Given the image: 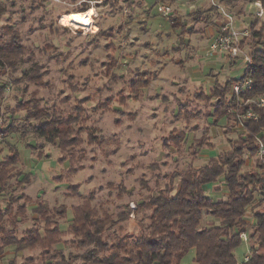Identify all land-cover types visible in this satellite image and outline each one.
<instances>
[{"label":"rangeland","instance_id":"374dc122","mask_svg":"<svg viewBox=\"0 0 264 264\" xmlns=\"http://www.w3.org/2000/svg\"><path fill=\"white\" fill-rule=\"evenodd\" d=\"M159 2L172 7V20L157 13ZM190 5L0 0V46L14 40L18 52L12 66L0 65V264H93L91 252L100 258L119 239L140 250L150 198L166 187L175 194L178 173L243 144V125L212 114L220 94L211 88L231 58L211 51L203 32L186 33L198 16L209 19L208 9ZM91 8L90 25H81ZM229 15L236 24V13ZM241 62L229 78L241 73ZM36 106L42 118L29 117ZM51 117L68 123L65 150L35 131ZM66 158L75 162L60 161ZM246 158L242 172L254 166ZM206 191L216 201L228 196L223 178ZM247 216L254 221L251 207ZM248 230L235 249L240 262L256 240ZM195 253L182 263L194 264Z\"/></svg>","mask_w":264,"mask_h":264},{"label":"trees","instance_id":"16d2710c","mask_svg":"<svg viewBox=\"0 0 264 264\" xmlns=\"http://www.w3.org/2000/svg\"><path fill=\"white\" fill-rule=\"evenodd\" d=\"M262 3L264 5V0ZM200 11L203 8L195 10ZM197 20L202 19L198 16ZM17 36L19 33L15 32L13 39ZM246 45H250L252 64L246 69L244 77L252 78L254 84L242 93L241 103L231 93L236 77L224 83L217 80L211 89L215 96L220 94L219 104L212 114L218 119L224 117L228 122L243 123L245 130L239 135L243 144L221 153L199 168L178 173L176 176L180 181L175 194L171 193L173 187H166L150 198L148 204L153 207V213L148 229L145 228L140 250L128 248L119 239L116 245L106 247V253L100 258L99 252H91L88 258L93 264H183V258L192 248L196 250L194 264H264V207L254 210L264 204V159L257 157L260 142L264 143V105L248 102L249 99L264 96L263 17H255L249 35L241 42V47ZM17 56L16 41L0 46V65L12 66ZM231 61L235 65L239 60ZM28 110L29 117L42 118L39 106ZM249 110L257 117H246ZM237 113L241 116L238 117ZM67 124L51 117L35 126V131L50 142H58L65 150L70 144L69 132L65 129ZM183 138L187 140V133ZM246 157L254 159V166L242 172V167L247 164ZM60 161H69L72 165L75 159ZM221 178L228 189V196L216 201L207 195L206 187ZM139 204L145 205V202ZM80 206L82 204L73 207L74 213ZM250 207L253 209V222L247 216ZM205 215H212L220 222L203 225ZM249 227L253 229L249 239L253 237L256 240L250 259L240 262L235 249L243 241L242 233L249 231Z\"/></svg>","mask_w":264,"mask_h":264},{"label":"built area","instance_id":"2783aa9c","mask_svg":"<svg viewBox=\"0 0 264 264\" xmlns=\"http://www.w3.org/2000/svg\"><path fill=\"white\" fill-rule=\"evenodd\" d=\"M210 1H214V0H210ZM253 3L256 5V9H255L256 14L260 17L263 16L264 6L262 2L255 1ZM189 7L190 9H194L196 6L195 4H191ZM156 11L157 13L162 14L166 18L172 20L173 9L170 5L165 4L163 2H159L156 5ZM247 35H249V32L236 26L235 22L233 21V17L232 16L230 17L229 15L228 22L221 27L220 31L214 36L210 44L211 51L224 52L227 55H229L231 59H236V60L242 59V62L240 63L242 71L236 77L237 80L231 86V93L238 97V102L240 103H241L242 93H244L246 90L251 89L254 84L252 78L244 77L246 69L252 64V57L248 53L241 55L242 54L241 42L243 41V39L240 36L245 37ZM248 102H255L260 105H264V96L249 99ZM237 116L240 117L241 115L237 113ZM245 116L257 117L252 110H249ZM241 125H243V123H241ZM258 155L261 159H264L263 142H260ZM241 236L244 241H248L247 231L242 233ZM249 259H250V255H247L245 261Z\"/></svg>","mask_w":264,"mask_h":264},{"label":"crops","instance_id":"0c3cea01","mask_svg":"<svg viewBox=\"0 0 264 264\" xmlns=\"http://www.w3.org/2000/svg\"><path fill=\"white\" fill-rule=\"evenodd\" d=\"M255 1L262 2V0H214V1L182 0V2H186L188 5L195 4L196 7L194 8V10H196L197 8L208 9L207 14L209 15V19L206 20L205 18V21L195 19L196 21L201 22V23L195 24L196 26L194 25L193 27L188 28L186 30V33H188V31L191 33L203 32L204 35H206L207 38L210 41H212L214 36L220 31L221 27L228 22V19L226 16L227 12L228 14L236 13V25L239 28H242L250 32V26L255 21V17H256L255 15H253L255 11L254 9L256 8V5L253 4V2ZM202 21L204 22L202 23ZM199 24L200 25L202 24L201 29L197 28V26L200 27ZM191 30H193V32ZM197 30H200V31H197ZM231 62H232L231 59L228 60L229 67H230L229 70L225 74H222L220 78H217L219 82L224 83L226 82L227 79H229L230 77L229 72L233 70L232 67L234 66L231 64Z\"/></svg>","mask_w":264,"mask_h":264},{"label":"bare ground","instance_id":"6f19581e","mask_svg":"<svg viewBox=\"0 0 264 264\" xmlns=\"http://www.w3.org/2000/svg\"><path fill=\"white\" fill-rule=\"evenodd\" d=\"M95 14L94 8L88 9L80 17V24L83 26H89L92 16Z\"/></svg>","mask_w":264,"mask_h":264}]
</instances>
